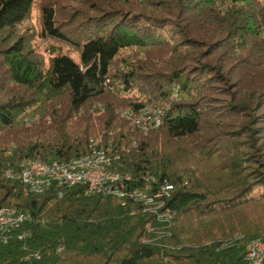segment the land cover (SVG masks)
Instances as JSON below:
<instances>
[{"label":"trees","instance_id":"obj_1","mask_svg":"<svg viewBox=\"0 0 264 264\" xmlns=\"http://www.w3.org/2000/svg\"><path fill=\"white\" fill-rule=\"evenodd\" d=\"M158 103L154 129L120 116ZM90 140L134 183L172 184V221L7 176ZM4 207L30 220L0 232V264H246L264 240V0H0Z\"/></svg>","mask_w":264,"mask_h":264},{"label":"built area","instance_id":"obj_2","mask_svg":"<svg viewBox=\"0 0 264 264\" xmlns=\"http://www.w3.org/2000/svg\"><path fill=\"white\" fill-rule=\"evenodd\" d=\"M168 106L160 108L156 114L148 116V122L158 123L160 114L165 112ZM136 114V112H129ZM102 145L100 142L96 143ZM95 152V151H91ZM88 153V152H86ZM24 160V159H23ZM98 165H107V172H98ZM112 163L94 162L85 160V165H73L72 172H65L64 164L59 165H31L30 168L15 173L17 180L25 187L26 191H37L38 185H48L49 189L55 187L59 195L63 188L79 187L85 195H92L93 192H102V195L123 196V193L154 194L155 197H164L165 207L157 219L161 222H170L173 218L165 216L167 192L156 185V178L141 179L140 184L133 182L129 175L125 174V181H117L119 172H111ZM1 212V210H0ZM29 218H21L19 223H26ZM4 225V224H0ZM17 224L9 226V232L15 230ZM21 238L22 236H18ZM264 251V241L256 246H249L245 254L246 264H257L259 257H262Z\"/></svg>","mask_w":264,"mask_h":264},{"label":"bare ground","instance_id":"obj_3","mask_svg":"<svg viewBox=\"0 0 264 264\" xmlns=\"http://www.w3.org/2000/svg\"><path fill=\"white\" fill-rule=\"evenodd\" d=\"M160 108L163 107H156L153 110H148L147 108H142L138 113L136 114H129V110H126L123 115L127 118H129L132 122V124L141 129L142 131H147L150 128H154L160 125L162 121V112L160 114V118L158 119V123H150L148 122V116L150 114H156V112H159ZM95 151V152H91ZM85 160L94 161V162H108L112 163V160L108 153L105 151V149L99 145L96 144L95 141L90 140L89 142V149L88 153H85L83 155H80L78 157L72 158L68 161H58V160H50V161H42L38 159H31L27 158L24 159L21 162L20 168L17 172H8L7 176L10 178H14L17 180L16 175H13L15 173H20L22 170L28 169L31 167V165H59L64 164L65 172H72L73 165H85ZM98 172H107V165H98ZM111 172H119L118 170L114 169L111 165ZM155 178L153 176L147 175L143 177V179L146 178ZM117 181H125V174H117ZM156 185L161 186V189L164 190V192H167V198L170 197V193L173 190V185L168 182H158L156 179ZM49 189L48 185H38L37 191H27V193H34V194H40L44 191ZM92 194H102V192H93ZM119 198H125V197H132V198H138L142 200L145 204L150 205L153 207V209L156 212V216L160 215L162 210L156 211V209H160L165 205V199L164 197H155L154 194H144L141 195L140 193H123V196H116ZM0 232H9V226H13V224H17L15 229L18 228L22 223H19L20 217L21 218H29L28 214L15 210L13 208H0ZM165 216H169V218L173 217V214L169 210H165ZM261 239H254L251 241L250 246H256L258 243L262 242ZM247 254V253H246ZM264 263V251L262 254V257H259L257 264H263Z\"/></svg>","mask_w":264,"mask_h":264},{"label":"rangeland","instance_id":"obj_4","mask_svg":"<svg viewBox=\"0 0 264 264\" xmlns=\"http://www.w3.org/2000/svg\"><path fill=\"white\" fill-rule=\"evenodd\" d=\"M171 98L172 99H179L180 98V94L177 92V91H174L173 93H172V96H171ZM163 107V106H168V104L166 103V104H164V103H158V104H147V105H145L144 106V108H147L148 110H153L154 108H156V107ZM96 108H102L101 107V105L100 104H95V105H93V109H96ZM126 110H129V109H125V110H123L122 112H121V114H120V116L121 117H123L122 116V113L124 112V111H126ZM136 113H138V112H136ZM123 118H125V117H123ZM25 119V121L27 122V123H30V122H32V121H34L35 120V117L33 116V115H29V116H27L26 118H24ZM126 119V118H125ZM152 129H154V128H152ZM149 130H151V129H149ZM5 208V207H4ZM257 239V238H256ZM258 239H260V238H258ZM262 240V239H261ZM264 241V240H263Z\"/></svg>","mask_w":264,"mask_h":264}]
</instances>
